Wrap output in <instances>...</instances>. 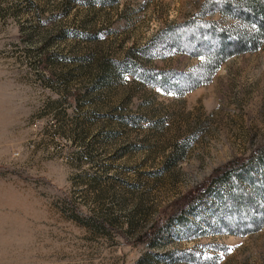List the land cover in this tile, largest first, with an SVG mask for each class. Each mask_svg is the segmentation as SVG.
Returning a JSON list of instances; mask_svg holds the SVG:
<instances>
[{
	"label": "rangeland",
	"instance_id": "obj_1",
	"mask_svg": "<svg viewBox=\"0 0 264 264\" xmlns=\"http://www.w3.org/2000/svg\"><path fill=\"white\" fill-rule=\"evenodd\" d=\"M204 5L0 0V264H264L227 185L136 239L264 144V36L205 72Z\"/></svg>",
	"mask_w": 264,
	"mask_h": 264
},
{
	"label": "trees",
	"instance_id": "obj_2",
	"mask_svg": "<svg viewBox=\"0 0 264 264\" xmlns=\"http://www.w3.org/2000/svg\"><path fill=\"white\" fill-rule=\"evenodd\" d=\"M216 3V0H206L209 9L206 10L204 5L202 15L218 11L229 14L234 22L224 26L214 20L204 21L202 34L213 42V46L204 54L203 62L200 61L207 73L213 72L227 56L256 48L264 36V0H218ZM199 83L201 81L193 82L186 89ZM0 169L6 168L0 166ZM224 185L228 186V190H233L230 198L234 199L229 205L233 208L234 216L239 211L254 221L257 210L264 214V144L245 156L236 157L217 167L191 190L172 200L136 239L150 241L171 221L188 213L203 196L214 193L217 186ZM245 187L249 192L245 191ZM259 205L261 209H257ZM262 218L257 225L249 224L250 228L264 224V216Z\"/></svg>",
	"mask_w": 264,
	"mask_h": 264
},
{
	"label": "snow or ice",
	"instance_id": "obj_3",
	"mask_svg": "<svg viewBox=\"0 0 264 264\" xmlns=\"http://www.w3.org/2000/svg\"><path fill=\"white\" fill-rule=\"evenodd\" d=\"M229 250H231V249H229Z\"/></svg>",
	"mask_w": 264,
	"mask_h": 264
}]
</instances>
